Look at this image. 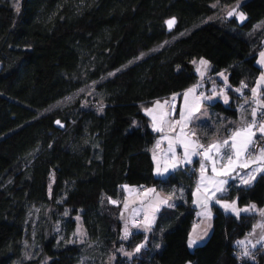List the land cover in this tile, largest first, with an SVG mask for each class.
Here are the masks:
<instances>
[{
	"label": "trees",
	"instance_id": "obj_1",
	"mask_svg": "<svg viewBox=\"0 0 264 264\" xmlns=\"http://www.w3.org/2000/svg\"><path fill=\"white\" fill-rule=\"evenodd\" d=\"M234 1L0 0V264H264V245L240 260L235 246L256 213L235 216L211 203L212 231L193 249L190 201L161 207L148 232L127 238L120 219L124 185L162 183L143 109L199 82L176 64L203 57L212 76L228 74L229 104H211L218 114L238 120L239 103L253 105L264 0L241 2L242 22L217 15ZM258 97L255 118L264 87ZM238 126L226 123L224 137ZM170 180L190 191L193 166ZM219 197L263 206L264 173L248 185L232 178Z\"/></svg>",
	"mask_w": 264,
	"mask_h": 264
},
{
	"label": "rangeland",
	"instance_id": "obj_2",
	"mask_svg": "<svg viewBox=\"0 0 264 264\" xmlns=\"http://www.w3.org/2000/svg\"><path fill=\"white\" fill-rule=\"evenodd\" d=\"M245 0H236L229 4H223L217 6V15H221L223 17H231L228 15L229 12H232L235 9V12L232 16L236 17L239 22H242L244 20H240L238 13H243L241 10L238 9V6L241 2ZM244 14V13H243ZM244 17L246 18V15L244 14ZM263 46H264V39H263ZM264 53V47L259 52L257 56L256 63L258 66H260L263 71L257 78V81L253 87V89H257L256 94L254 95L252 92L251 99H257V95L259 93L260 88L264 87V81H261V76H264V63H261V60L264 59V57L261 56V54ZM204 60L207 61V65L203 66L200 64V61ZM176 67L178 70H182L185 72H194L197 74V77L200 81L208 80V83L206 85L205 81L202 83L201 86L194 84L189 86L188 88L184 89L183 91L173 94L171 97H175L178 101L179 110L177 111V114L175 117H169L173 115L169 114L168 105L170 98H164V99H157L147 107L143 109L144 113L150 118V129L154 131L157 136L154 144L150 148V153L153 158L154 163V175L156 177H159L162 179V183L157 186H149L145 188V191L140 194H136L135 192L129 193L132 189V185H124V189H126L127 193H125V196L122 200V209L120 212V219L122 221V236L125 238V226L128 228L129 235L133 231H143L148 232V230L152 227L156 220L157 213L159 209L163 206L172 207L174 206L178 201L188 202L190 201L192 205L196 208V216L200 219V223L193 222L192 226V235L199 236V241L196 242L197 244L191 246L189 249H193L196 245L204 243L211 231H212V218L213 213L210 207L211 203H215L216 205L220 206L221 209H223L225 212H229L234 214L235 216H239L243 213H256L257 219L255 223L253 224V227L251 231H249L247 234H245L243 237L239 238L236 241V248L237 252H239V260L241 259L242 255L249 256L254 250H256L261 245H264V214H262L261 210H264L263 206H257L255 203L250 202L245 205H239L236 199L228 200L220 198L219 196L223 193H225L228 190V184L232 178H235L238 184L241 183V177L244 179H248L249 174L254 175L256 177L259 173H264V171H253L256 168H262L264 169V161H257L254 164H250L251 159H245L244 156H241L240 163H248V168H241L237 167L235 172L228 177H215V179H225L227 180V184L224 185V188L226 189L224 192H217L215 199L209 200L207 203V208L205 209V206L203 203H196V201L199 199L201 202H203L206 199V193L204 191V188H201V191L197 193V185L200 181V168L201 164L203 163L206 168L205 172V186L208 187L210 190L214 187V184L210 183L207 178L213 177V172L211 170V162L204 161L203 160V152L200 153L199 156L193 155L192 156V162L191 163H182L179 167L175 169H169L168 172L163 173L162 175H158L156 172L157 168V162H159L160 167L163 169L165 162L172 163L171 160V153L169 152V141L175 140L176 136L180 133V127L179 125H176L175 122L180 120V114L181 111H187L189 109H193L195 107H199V112L193 113V118L190 122L187 123V126L185 128V133L187 134L188 138L191 141H194V144L189 145V151H192L193 149L197 152H199L200 148L196 147V144H202V141H205L207 145L212 142L213 140H223L228 137H224L221 128L226 125V123H232L233 125H236L239 123V121H242L245 112V106L249 104V100L246 99L244 101H241L238 105V110L240 117L238 120H233L229 117H226L222 114H218L212 107L211 104L215 101H220L224 105H228L231 97L229 96L227 92L228 87V74L224 71H219L215 74H211V64L210 62L203 58H195L193 56H188L183 62L176 64ZM200 69L199 71L197 69ZM201 72H203V76L201 75ZM195 91L191 93L188 98L187 102L185 101V97L183 93L187 92L190 88H194ZM252 89V90H253ZM202 91V94L199 95L198 92ZM227 96V102H225L224 97ZM205 97H210L211 99H205ZM160 102V107L156 106V102ZM167 101V103H165ZM176 108V107H175ZM146 109H153V115H148L146 112ZM169 115V116H168ZM153 116L156 117V120H153ZM154 124L156 127H154ZM157 128H161L162 131H158ZM241 128V127H238ZM236 128V129H238ZM234 129V131L236 130ZM199 131H204L202 134L199 133ZM233 131V132H234ZM195 133V135H192V133ZM207 132V133H206ZM165 137H168V139H165ZM183 138V137H181ZM159 142V147H157V143ZM173 147L175 148L176 156L183 160V147L179 143H174ZM155 157V159H154ZM256 160V159H255ZM197 162L194 166V162ZM193 166V169L195 171V183L190 191L182 184V183H174V181H171L170 179L174 175V173L179 169H185L187 167L191 168ZM221 168V162L217 161V169L219 170ZM255 179V178H254ZM252 180V182L254 181ZM251 182V183H252ZM242 185H248V184H242ZM149 189H154V192H148ZM136 191V190H135ZM167 199L168 203L164 204L161 203V200ZM220 201L219 203H216V201ZM235 201L236 207L238 209H244L251 205L256 206L255 211H241L239 215H237L235 212H232L231 210H226L223 207L224 203H231ZM205 211L210 212L211 216L210 218L207 215H200L201 213H204ZM145 216L148 217L150 223L147 225L144 224ZM135 218L140 219V222L135 223ZM77 227H76V234H75V240L77 242H83L86 238L85 229L82 225L80 216H77ZM143 225L138 227H133V225ZM196 227V232L193 233V229ZM128 235V236H129ZM188 245V244H187ZM247 253V254H245ZM191 264V263H186Z\"/></svg>",
	"mask_w": 264,
	"mask_h": 264
},
{
	"label": "snow or ice",
	"instance_id": "obj_3",
	"mask_svg": "<svg viewBox=\"0 0 264 264\" xmlns=\"http://www.w3.org/2000/svg\"><path fill=\"white\" fill-rule=\"evenodd\" d=\"M235 12V9L232 12H229L228 15L232 16ZM240 20H244V14L243 13H238ZM175 23L174 19L167 21V24L169 28L172 27V25ZM262 57H264V53L261 54ZM261 63H264V59L261 60ZM200 64L203 66L207 65V61L201 60ZM198 71L200 70L199 68L197 69ZM201 75L203 76V72H201ZM261 81H264V76H261ZM195 91L194 88H190L187 92L183 93L185 97V101L187 102L188 96ZM237 91H240V89H237ZM253 94L255 95L257 92V89H253ZM175 99V97H173ZM205 99H211L210 97H205ZM225 102H227V96L224 97ZM167 103V101H165ZM156 106L160 107V102H156ZM200 109L199 107H195L193 109H189L186 112L181 111L180 114V120L176 121L175 124L179 125L180 127V133L179 135L176 136L175 140H170L169 141V152L172 154L171 155V160L172 163H168L167 161L164 164L163 169L160 167L159 162H157V168L156 172L158 175H162L165 172H168L169 169H175L179 167L182 163H191L192 162V156L197 155L199 156L200 153L195 151L194 149L192 151H189V145L194 144V141H191L187 134L185 133V128L187 126V123L191 121L193 118V113L194 112H199ZM146 112L148 115H153V109H146ZM264 114V113H262ZM252 120L250 123H246L243 127L236 129L233 133L230 134V136L226 139L221 140H213L210 142L207 147H205L202 144H196L197 148H204V153H203V160L204 161H209L211 162V170L213 172V177L207 178L210 183L214 184V187L210 190L208 187L205 186V172L206 168L205 165L202 163L201 168H200V181L197 185V193L201 191V188H204L206 195V199L201 202L199 199L196 201V203H203L205 206V209L207 208V203L209 200L215 199L216 193L217 192H224L226 189L224 188V185L227 184V180L225 179H215V177H228L231 176L237 167L241 168H248L249 164L248 163H240V158L241 156L247 157L249 154L250 149L255 150V137L257 135V132L261 134L262 137H264V122H261L259 125H257L255 117L257 116V109L253 108L251 112ZM153 120H156V117L153 116ZM57 124H60V121H56ZM154 127L156 125L154 124ZM158 131H162L161 128H157ZM192 135H195L193 132ZM183 137V138H181ZM165 139H168V137H165ZM174 143H179L182 145L184 151H183V160L179 159L176 156L175 153V148L173 147ZM157 147H159V142L157 143ZM259 155L256 157V160L253 161V163L257 161H264V148H260L259 150ZM155 159V157H154ZM221 162V168L218 170L217 169V161ZM253 171L259 172V171H264L262 168H256ZM254 175L249 174L248 179H244L241 177V183L242 184H250L252 180L254 179ZM154 189H149L148 192H154ZM112 203H117L116 201H111ZM161 203H168L167 199L161 200ZM220 201H216V203H219ZM223 207L226 210H231L232 212H235L237 215L241 211H255L256 206L251 205L247 208L244 209H238L236 207L235 201L231 203H224ZM262 214H264V210H261ZM200 215H207L209 218L211 216L210 212L205 211L204 213H201ZM150 223L149 219L147 216H145L144 224L147 225ZM138 226H143V225H133V227H138ZM196 227L195 226L193 229V233L196 232ZM125 238L129 235L128 228L125 226ZM199 236L197 235H192L190 234L189 240H188V245L189 247L193 246L196 244L197 239ZM140 248L139 246L137 247L136 251H139ZM247 254V253H245Z\"/></svg>",
	"mask_w": 264,
	"mask_h": 264
},
{
	"label": "crops",
	"instance_id": "obj_4",
	"mask_svg": "<svg viewBox=\"0 0 264 264\" xmlns=\"http://www.w3.org/2000/svg\"><path fill=\"white\" fill-rule=\"evenodd\" d=\"M205 81V83H207V79L206 80H204ZM204 81H200L199 80V82L197 83V85H199V86H201L202 85V83H204ZM207 85V84H206ZM171 99H173V97H170V100ZM176 99V98H175ZM170 100H169V102H170ZM257 100V101H256ZM252 104L253 105H250V104H248V105H246L245 106V112H244V114H243V116H244V118H243V120L242 121H239V126L238 127H243L246 123H250V121H251V119H252V116H251V112H252V109L253 108H255V109H257V114H258V112H259V108H260V99H259V97H258V95H257V99H252ZM251 103V102H250ZM168 107H169V105H168ZM175 114L173 115V116H169V117H175L176 116V114H177V111L179 110V105H178V101L176 100V105H175ZM239 117H240V114H239ZM237 127V128H238ZM231 133H233V131L231 132ZM199 144V143H198ZM259 155V151H256V152H254V153H252L251 154V156H249L248 158H245V159H251V163L250 164H254L253 163V161L256 159V157ZM244 158V157H243ZM123 189H124V187H123ZM126 189L127 188H125L124 189V194L125 193H127V191H126ZM136 189H135V187L133 186V189L129 192V193H132V192H135L136 194H140V192H138L137 190L135 191ZM211 205V204H210ZM197 212V211H196ZM197 215V214H196ZM135 219H137V218H135ZM194 221L195 222H199L200 223V219L198 218V216H196V218L194 219ZM194 226V225H193ZM193 226L191 227V230H192V228H193ZM190 230V232H189V235H188V239H187V244H188V240H189V236H190V234H191V231ZM251 231V230H250ZM199 241V239H197V242ZM197 244V243H196ZM195 245V244H194ZM188 247H189V245H188ZM189 248H191V247H189Z\"/></svg>",
	"mask_w": 264,
	"mask_h": 264
},
{
	"label": "built area",
	"instance_id": "obj_5",
	"mask_svg": "<svg viewBox=\"0 0 264 264\" xmlns=\"http://www.w3.org/2000/svg\"><path fill=\"white\" fill-rule=\"evenodd\" d=\"M199 95H201L202 93L201 92H198ZM175 105H176V100L175 99H171L170 102H169V107H168V112L170 115H173V113L175 112ZM264 113L261 112V115L258 116L256 119V122H257V125H259L261 122H264ZM205 146V145H204ZM260 148H264V137L260 136L257 140H255V150H250L249 153L251 151H257L259 150ZM203 150L200 149L199 150V153H202ZM249 157V154L247 157L244 156V158H248ZM135 189L140 192V193H143L145 191V189L143 187H141L140 185H135ZM140 220L139 219H135V222L138 223ZM258 256V253H254L253 255L250 256V259H254Z\"/></svg>",
	"mask_w": 264,
	"mask_h": 264
},
{
	"label": "water",
	"instance_id": "obj_6",
	"mask_svg": "<svg viewBox=\"0 0 264 264\" xmlns=\"http://www.w3.org/2000/svg\"><path fill=\"white\" fill-rule=\"evenodd\" d=\"M173 19H174V21H175V23H176V19H175L174 17L168 19L167 21H169V20H173ZM167 21H166V24H167ZM175 23L172 25L171 28H169V26H168V24H167V29L170 31V30L174 27ZM56 125L59 126V127L62 126L61 124H57V123H56Z\"/></svg>",
	"mask_w": 264,
	"mask_h": 264
}]
</instances>
